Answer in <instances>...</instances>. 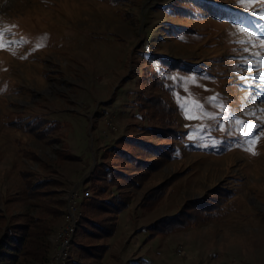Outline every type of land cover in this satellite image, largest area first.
Here are the masks:
<instances>
[{
  "label": "rangeland",
  "instance_id": "374dc122",
  "mask_svg": "<svg viewBox=\"0 0 264 264\" xmlns=\"http://www.w3.org/2000/svg\"><path fill=\"white\" fill-rule=\"evenodd\" d=\"M214 1L264 15L259 0ZM0 31L9 45L0 49L5 223L24 220L17 217L24 212L43 215L51 211L45 203L59 199L51 206L64 214L48 236L50 259L72 216L76 224L82 211L97 217L81 199L102 176L98 163L138 176L137 166L113 157L115 147L144 154L142 144L168 143L153 132L175 129L182 136L171 159L138 187L117 185L133 202L101 264H264V90L255 88L264 81V40L211 19L191 0H0ZM166 57L195 71L163 68ZM40 125L46 130L37 132ZM39 179L51 182L50 196L26 195V184ZM166 182L164 199L143 209L145 192ZM219 184L234 197L207 224L154 237L143 229Z\"/></svg>",
  "mask_w": 264,
  "mask_h": 264
},
{
  "label": "trees",
  "instance_id": "16d2710c",
  "mask_svg": "<svg viewBox=\"0 0 264 264\" xmlns=\"http://www.w3.org/2000/svg\"><path fill=\"white\" fill-rule=\"evenodd\" d=\"M191 3L198 6L199 10H204L205 14L211 19L236 25L237 28L246 30L254 38L264 40V15L258 9L252 11L246 7H234L214 0H191ZM259 6V8L264 7L261 3ZM170 10H173V7H170ZM177 30L176 28L172 29L175 34H177ZM160 59L163 61L161 66L163 68L172 67L173 69L195 71L193 67L187 64L186 60L179 59V61H176L177 59L172 57ZM171 60L174 63H171ZM257 84L259 85L255 87L258 88L257 90H264V81ZM260 85L263 86L261 87ZM157 86L159 90L165 91V93L170 90L169 85L160 86L157 84ZM171 110L174 112L172 106ZM41 126L37 127V132L46 130L41 128ZM169 132L172 133L164 135V132L159 130L153 132L157 137L167 140L168 143L142 144V146L140 145L142 152L144 150L147 151L144 154L134 155L129 148L125 149L117 146L114 150V147H112L115 151L113 157L133 163L137 166L135 170H141L138 176L131 175L124 170H118L116 166L104 160L98 163L97 171L101 169L102 176L97 181V186H86L88 190L81 199L82 206L86 207L87 210L90 209L92 214L97 212V217L89 216L86 211L85 213L84 211L81 212L76 231L78 236L82 234V241H73L72 257L68 264H101L103 262L108 249V240L117 231L121 214L129 209L133 202L132 193L130 194V191L125 189L124 191L122 189L118 191L117 185L121 186L123 182L121 180H125L127 182L130 181L132 187H138L152 170L157 169L163 161H168V159L172 158V153L175 150L173 142L180 138L182 133L175 129ZM146 145L148 147L145 148L144 146ZM147 154L152 156L148 160H146ZM50 185L51 182L43 181V179L34 181L32 185L26 184V195L33 193V198H46L50 196L47 189ZM169 187L170 183L166 182L147 190L141 198V207L147 210L155 209L168 193ZM231 189L232 187L225 185H213V190H210L209 193L199 198L188 199L177 212L162 215L149 224L144 225L143 229L148 230L150 237H154L159 234L166 235L189 227L207 224L215 219L216 216L222 215V213L230 209L231 205L229 202L234 197L233 191H230ZM58 200L55 199L50 203L40 202L47 204L51 211H45V214L39 216L30 215L28 212L20 213L17 217H24L26 220H16L15 223H5V217L3 216H6V214L0 210V221L4 222V230L0 235V264L47 263L50 255L48 236L56 227L55 221L58 219L55 220V217L57 218L64 214V209L60 208L57 210L52 207ZM48 215L50 217H47ZM138 262V264H147V261L142 258H139Z\"/></svg>",
  "mask_w": 264,
  "mask_h": 264
},
{
  "label": "bare ground",
  "instance_id": "6f19581e",
  "mask_svg": "<svg viewBox=\"0 0 264 264\" xmlns=\"http://www.w3.org/2000/svg\"><path fill=\"white\" fill-rule=\"evenodd\" d=\"M69 194V193H68ZM72 194V193H71ZM70 196V195H69ZM67 198V197H66ZM70 198V197H69ZM68 198V199H69ZM77 202V201H76ZM67 203V202H66ZM76 204V203H75ZM74 204V205H75ZM79 206V205H78ZM80 208V207H79ZM68 210V208H67ZM70 210V209H69ZM68 210V211H69ZM78 211V209H77ZM70 212V211H69ZM69 212H67L69 214ZM77 214V213H76ZM70 215V214H69ZM68 215V216H69ZM76 216V215H75ZM80 216V215H79ZM78 217V216H76ZM79 219V218H78ZM67 221V220H66ZM76 220L74 219V217L72 218V220H70L71 222V226H70V222L68 224H66L65 226H62L59 231L57 232L56 235V239L58 241V243L56 244V246L58 247L56 252L50 257L49 261L46 264H68L70 261V258L72 257V245H73V237H74V232L77 229V222H75ZM68 222V221H67ZM65 223V222H64ZM64 225V224H63ZM69 228V233L68 236L66 238V231ZM56 233V232H55ZM76 233V232H75ZM64 238H66V246H64L63 251H62V257H61V253H59V248L62 247V242L64 241ZM55 239V240H56ZM56 241V242H57Z\"/></svg>",
  "mask_w": 264,
  "mask_h": 264
},
{
  "label": "snow or ice",
  "instance_id": "6c2138e0",
  "mask_svg": "<svg viewBox=\"0 0 264 264\" xmlns=\"http://www.w3.org/2000/svg\"><path fill=\"white\" fill-rule=\"evenodd\" d=\"M241 2H245V0H241ZM248 2H255V0H248ZM259 2L264 5V0H259ZM241 31H243V29H241ZM9 45L5 44L4 40H3V32L0 31V49H5L6 47H8ZM262 46H264V41H262ZM189 119L195 118L192 116L188 117ZM259 140V136L255 137L254 140L252 141V145H254L256 142H258ZM250 145L248 149H246L247 151L252 152L253 155L256 154L254 147Z\"/></svg>",
  "mask_w": 264,
  "mask_h": 264
},
{
  "label": "built area",
  "instance_id": "2783aa9c",
  "mask_svg": "<svg viewBox=\"0 0 264 264\" xmlns=\"http://www.w3.org/2000/svg\"><path fill=\"white\" fill-rule=\"evenodd\" d=\"M72 218H73V216H72ZM70 226H71V222H70ZM68 233H69V228L66 231V238L68 236ZM66 238H64V241L62 242V247L59 248V253H61V257H62L63 248H64V246H66Z\"/></svg>",
  "mask_w": 264,
  "mask_h": 264
}]
</instances>
